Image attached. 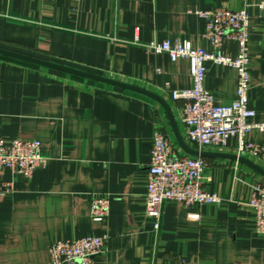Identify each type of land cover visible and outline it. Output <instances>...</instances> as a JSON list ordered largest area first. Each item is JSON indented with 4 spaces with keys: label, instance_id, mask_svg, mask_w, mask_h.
<instances>
[{
    "label": "crops",
    "instance_id": "obj_1",
    "mask_svg": "<svg viewBox=\"0 0 264 264\" xmlns=\"http://www.w3.org/2000/svg\"><path fill=\"white\" fill-rule=\"evenodd\" d=\"M264 0H0V48L140 87L147 95L0 55V138L40 142L45 163L30 177L4 169L0 195V264H50L48 249L58 241L105 236L94 264H163L185 258L192 264H264V235L255 228L247 203L252 186L264 178L230 158L203 157V187L218 204L184 208L176 200L162 207L156 239L145 215L147 169L158 129L179 147L186 144L180 100L169 90L192 87L187 60L147 52L150 41L188 42L211 51L204 20L214 7L249 16L248 107L264 122ZM13 16L17 20L9 18ZM137 40V42H135ZM233 41L223 55L235 58ZM204 87L217 105H229L237 75L206 62ZM168 84L169 90L165 88ZM245 140L264 147V133ZM236 137L225 150L235 156ZM264 170V161L243 157ZM93 197L109 200L108 216L90 218ZM196 215V219L189 215Z\"/></svg>",
    "mask_w": 264,
    "mask_h": 264
},
{
    "label": "built area",
    "instance_id": "obj_2",
    "mask_svg": "<svg viewBox=\"0 0 264 264\" xmlns=\"http://www.w3.org/2000/svg\"><path fill=\"white\" fill-rule=\"evenodd\" d=\"M257 8L264 11V1L258 3ZM197 15L204 20V37L211 45L210 52L193 48L188 42L180 40L173 43L150 41L140 45L147 52L166 54L172 62L188 61L192 87L186 90H169L168 84H165L171 99L183 102L181 121L186 130L187 146L199 152L206 148L221 152L227 147L228 139L236 137L237 157L249 156L264 161V147L245 140V135L253 129L264 133V122H252L255 113L248 107L250 74L247 5L237 10L214 7L199 11ZM9 18L17 20L13 16ZM225 41L237 44L235 58L223 55L222 45ZM206 62L228 66L236 71V89L229 105L215 104L212 93L205 89ZM44 163L38 140L16 138L5 141L0 138V176L4 169H9L13 174L30 177L33 170ZM206 167L203 158L179 155L165 133L158 129L154 132L147 169L145 202V215L152 223L154 239L158 236L162 207L167 200H176L184 208L221 202L219 196L209 193L203 187ZM10 191L11 183L0 181V195ZM247 205L255 214L256 231L264 235V181H258L252 186ZM108 213L107 198L91 199L90 218L93 222L103 221ZM189 218L196 219L197 216L190 214ZM105 245V236L55 242L48 249L50 264H94L93 259L104 253ZM163 264L192 263L185 258H178Z\"/></svg>",
    "mask_w": 264,
    "mask_h": 264
},
{
    "label": "water",
    "instance_id": "obj_3",
    "mask_svg": "<svg viewBox=\"0 0 264 264\" xmlns=\"http://www.w3.org/2000/svg\"><path fill=\"white\" fill-rule=\"evenodd\" d=\"M0 55L8 57V58L15 59V60L27 62V63L37 64V65L44 66V67H47V68H51L53 70H57V71H60V72H65V73L77 75V76H80V77H83V78H86V79H89V80H93V81H96V82L109 84V85H112V86H115V87H119V88L127 89V90H130V91L138 92V93L147 95V96H149L151 98H154L155 100H157L158 102H160L162 105L165 106L164 102L158 96H156V95H154V94H152V93H150V92H148V91H146V90H144V89H142L140 87H137V86H133V85H130V84L122 83V82H119V81H116V80H113V79H110V78H105V77H102V76H98V75H95V74L79 71V70H76V69H73V68H69V67H66V66H62V65H59V64H55V63H52V62L40 60V59L31 57V56H28L26 54H22V53L6 50V49H3V48H0ZM174 130H175V136H176L177 143H178L179 147L181 148V150L185 154H187L189 156H192V157H201V158L209 157V156H211V157H220V158H230V159H233L234 161L242 162V163L248 165L250 168L255 170L257 173H259L264 178V170L261 169L260 167L256 166V165H254L253 163L247 161L243 157H237L236 155L235 156H230V155H225V154L208 153V152H204V151L199 152V151L194 150V149L190 148L189 146H187L182 141V139L179 137V135L177 133V130L176 129H174Z\"/></svg>",
    "mask_w": 264,
    "mask_h": 264
}]
</instances>
